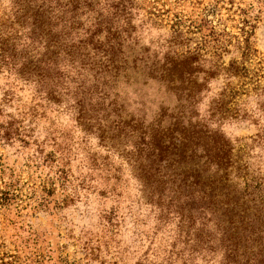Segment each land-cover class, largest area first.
<instances>
[{
    "label": "rangeland",
    "instance_id": "374dc122",
    "mask_svg": "<svg viewBox=\"0 0 264 264\" xmlns=\"http://www.w3.org/2000/svg\"><path fill=\"white\" fill-rule=\"evenodd\" d=\"M132 1L123 50L150 64L196 47L199 67L214 77L194 120L222 132L249 180L264 185V0ZM13 6L0 0V36L16 43V57H0V264H226L221 250L194 249L200 219L183 215L190 205L168 204L167 189L165 202L150 192L147 146L130 135L131 117L147 126L175 97L151 78L121 77L104 100H93L105 108L97 112L104 132L82 124V76L60 62L50 94L22 72L26 56L43 49L10 27ZM232 65L243 70L235 74ZM228 99L229 111L214 112Z\"/></svg>",
    "mask_w": 264,
    "mask_h": 264
},
{
    "label": "trees",
    "instance_id": "16d2710c",
    "mask_svg": "<svg viewBox=\"0 0 264 264\" xmlns=\"http://www.w3.org/2000/svg\"><path fill=\"white\" fill-rule=\"evenodd\" d=\"M13 5L10 27L19 25L31 44L43 49L39 56H26L22 72L37 76L54 94L61 74L58 65L67 63L83 77L77 101L82 124L97 123L104 132L97 112L105 108L93 100H104L121 77L136 80L138 75L165 85L166 93L175 97L172 108L162 106L147 126L130 118V135L138 132L136 140L147 146L142 157L150 192L165 202L167 189L173 194L168 204L191 206L193 212L183 215L194 223L200 219L194 227L195 250H221L226 264H264V185L249 180L245 164L222 132L194 120L198 97L214 77L199 67L198 49L169 51L162 61L150 64L137 55L129 58L123 44L130 37L132 0H13ZM178 26V21L172 25L176 31ZM250 49L247 36L246 56ZM15 51L11 37L0 36L1 59H13ZM230 69L235 74L243 70L235 65ZM230 102L219 101L214 112L226 113Z\"/></svg>",
    "mask_w": 264,
    "mask_h": 264
}]
</instances>
